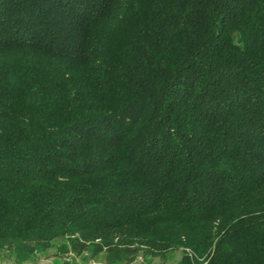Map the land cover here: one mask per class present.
I'll return each mask as SVG.
<instances>
[{
	"label": "trees",
	"instance_id": "1",
	"mask_svg": "<svg viewBox=\"0 0 264 264\" xmlns=\"http://www.w3.org/2000/svg\"><path fill=\"white\" fill-rule=\"evenodd\" d=\"M264 264V0H0V256Z\"/></svg>",
	"mask_w": 264,
	"mask_h": 264
},
{
	"label": "rangeland",
	"instance_id": "2",
	"mask_svg": "<svg viewBox=\"0 0 264 264\" xmlns=\"http://www.w3.org/2000/svg\"><path fill=\"white\" fill-rule=\"evenodd\" d=\"M32 257L37 259H47L50 262L63 263V264H94V262L100 261L103 264L104 254L103 257L99 254L92 255L89 251H75L67 238L59 237L53 240L51 247L46 250L39 251L34 250L32 252ZM181 256V250H171L168 251L163 256H138L136 259L129 263H121V264H137L140 258L139 264H174L176 263ZM13 258L12 256L2 255L0 256V264H12L8 259ZM37 258V259H36ZM8 261V262H7Z\"/></svg>",
	"mask_w": 264,
	"mask_h": 264
},
{
	"label": "crops",
	"instance_id": "3",
	"mask_svg": "<svg viewBox=\"0 0 264 264\" xmlns=\"http://www.w3.org/2000/svg\"><path fill=\"white\" fill-rule=\"evenodd\" d=\"M98 254L101 256V258L103 257L102 256L103 253H98ZM31 257H32V255H29L26 258L22 259V260H16L14 258H9L8 260L10 262H12V264H55L54 262H50L47 259H43V258L42 259H37L36 258L37 260H35V257H33V258H31ZM57 264H60V263H57ZM61 264H63V263H61ZM103 264H106V263L103 262Z\"/></svg>",
	"mask_w": 264,
	"mask_h": 264
},
{
	"label": "built area",
	"instance_id": "4",
	"mask_svg": "<svg viewBox=\"0 0 264 264\" xmlns=\"http://www.w3.org/2000/svg\"><path fill=\"white\" fill-rule=\"evenodd\" d=\"M137 260H139L138 262H137V264H139V262H140V258H138ZM94 264H102L100 261H97V262H94Z\"/></svg>",
	"mask_w": 264,
	"mask_h": 264
}]
</instances>
